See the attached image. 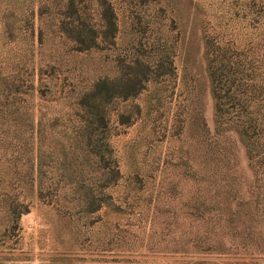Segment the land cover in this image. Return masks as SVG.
<instances>
[{
    "label": "rangeland",
    "instance_id": "1",
    "mask_svg": "<svg viewBox=\"0 0 264 264\" xmlns=\"http://www.w3.org/2000/svg\"><path fill=\"white\" fill-rule=\"evenodd\" d=\"M108 2L113 44L78 50L53 0H0V264H264V150L210 77L229 49L264 65V0ZM135 57L161 74L107 106L118 176L74 170L79 100Z\"/></svg>",
    "mask_w": 264,
    "mask_h": 264
},
{
    "label": "trees",
    "instance_id": "2",
    "mask_svg": "<svg viewBox=\"0 0 264 264\" xmlns=\"http://www.w3.org/2000/svg\"><path fill=\"white\" fill-rule=\"evenodd\" d=\"M53 4L55 13L59 15V20L53 24L74 41L78 50L101 47L103 43L113 44L117 22L108 0H53ZM98 9L99 20H94L93 11ZM227 52L228 57L225 52L217 65H210L218 124L234 117L240 135L250 147V153L260 156L264 150V65H244L239 56V60L232 61L233 55L238 53L231 49ZM215 60L210 58L211 63ZM127 65V70L118 79H99L93 89L79 100L78 105L84 112L78 113L80 124L74 128L73 140L75 147L81 150L73 153L68 162L70 167L77 166L74 170L82 171L81 167L93 157L107 169V180L118 176V168L111 163L112 149L107 140V106L116 100L126 101L136 97L154 74H161L158 72L160 69L155 72L148 61L139 57ZM158 65H163V62L160 61ZM77 132L82 140L75 138ZM258 161L261 162L262 157Z\"/></svg>",
    "mask_w": 264,
    "mask_h": 264
}]
</instances>
